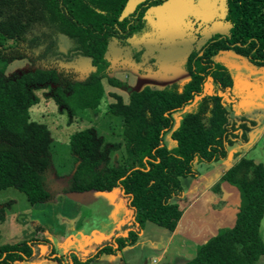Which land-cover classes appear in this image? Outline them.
<instances>
[{
	"label": "trees",
	"instance_id": "1",
	"mask_svg": "<svg viewBox=\"0 0 264 264\" xmlns=\"http://www.w3.org/2000/svg\"><path fill=\"white\" fill-rule=\"evenodd\" d=\"M128 1L0 0V190L12 187L31 205L51 203L71 192L119 191L139 232L149 222L172 233L182 216L175 202L183 194L182 180L197 178V166L228 161L230 148L246 145L249 132L259 124L236 109L244 92H233L235 81L218 72L213 57L231 50L264 65V0H225L228 32L203 40L189 53L184 83L146 86L131 91L127 101L114 95L107 110L123 124L121 164L110 161L120 143L105 142L94 128H84L70 135L74 168L66 181L57 182L51 133L30 117V108L39 101L36 92L44 91L60 113L68 114L69 123L74 112L95 107L104 94L102 81H111L109 50L132 52L128 47L148 32L145 10L165 0H144L124 14ZM17 61L24 65L7 69ZM221 184L238 193L234 222L197 246L184 264H257L264 258V163L236 151L211 188L215 194H220ZM8 207L0 205V224ZM31 227L36 237L0 246V264L30 259L35 246L51 248V229L36 221ZM138 231L131 229L118 244L114 240L86 260L71 263L89 264L115 254ZM43 250L48 255H41V262L51 261L52 249ZM54 258L61 263L60 257Z\"/></svg>",
	"mask_w": 264,
	"mask_h": 264
},
{
	"label": "rangeland",
	"instance_id": "2",
	"mask_svg": "<svg viewBox=\"0 0 264 264\" xmlns=\"http://www.w3.org/2000/svg\"><path fill=\"white\" fill-rule=\"evenodd\" d=\"M142 1L129 0L124 14L132 12ZM225 15V0H165L157 7L147 8L144 18L148 32L128 47L130 53H122L117 48L109 50L108 77L111 81L104 78V94L98 104L74 112L71 123L66 112L60 113L54 102L44 97V91H37L39 101L30 108V117L45 124L51 133L53 174L64 179L72 172L74 163L69 153V137L84 128H94L105 142L120 143L121 149L110 154V161L121 164L125 158L123 124L120 117L107 110V105L115 101L114 95L127 101L131 91L146 86L160 89L173 83H184L188 73L183 64L189 53L199 47L197 42L227 34ZM199 36L202 38L197 40ZM135 59L133 63L131 60ZM22 64L13 62L7 69ZM213 65L219 73L227 72L232 77L234 93L244 92L236 109L245 117L260 120L264 115V65H257L231 50L218 52L213 57ZM206 91H210L209 86ZM173 119L176 123L175 115ZM167 142L174 145L172 141ZM263 145L264 139H260L258 147L262 149ZM235 148L236 145L230 152ZM260 154L257 149L247 155L256 159ZM197 170L200 172L197 181L183 179V194L175 200L182 211L177 233L170 234L163 227L147 222L134 241L124 244L115 254L101 255L89 264H184L194 257L197 246L219 229L231 226L239 204L237 191L221 184L220 194H215L211 188L220 177L215 179L211 168L207 176L201 177L205 173L203 165L197 166ZM208 190L210 195L197 198ZM4 203H9V207L6 209L8 217L0 224V246L36 237L37 233L31 227L32 214H37L35 220L49 226L51 233L56 232L57 236L49 247L52 249L51 261L41 262V255H48L42 249L51 252L47 246H35L30 259L13 264H71V260L87 259L98 247L112 244L111 241L118 244L123 240L121 236H126L131 229L138 231L131 222L132 211L126 205L127 200L119 191L71 192L57 195L51 203L31 205L23 193L10 187L0 190V205ZM217 220L220 224H215ZM260 231L264 242V217ZM54 254L61 258V263L53 259ZM257 264H264V258Z\"/></svg>",
	"mask_w": 264,
	"mask_h": 264
},
{
	"label": "crops",
	"instance_id": "3",
	"mask_svg": "<svg viewBox=\"0 0 264 264\" xmlns=\"http://www.w3.org/2000/svg\"><path fill=\"white\" fill-rule=\"evenodd\" d=\"M251 118V117H250ZM258 122H259V124H258V126H257V128H255V129H253L252 131H250L249 132V141H248V143L245 145V147L243 148V147H239V148H235V149H232L231 150V152H230V154H229V156H228V161H225V162H221V163H215V164H213L212 166H209V167H207V166H204V170H205V173L204 174H202L201 175V177H205V176H207L208 175V173L210 172L209 171V168H211V169H213L212 171L215 173V179L217 178V177H220L223 173H224V171L228 168V166H229V164L231 163V156H232V153H234V152H236V150L237 149H242L241 151L240 150H237V151H239V152H241V156L242 155H247V154H249V153H255V151L257 150V149H259L260 150V152H261V154H260V156H258V158H256V159H254L253 157H251V156H249V155H247V157H249V158H252V159H254L256 162L258 161V162H263L264 163V145H263V148L262 149H260L259 147H258V143L260 142V139H264V115L262 116V118L260 119V120H258ZM234 150V151H233ZM233 151V152H232ZM261 159L263 160V161H261ZM200 177V176H199ZM197 179L198 178H195V179H191L192 181H197ZM226 185V184H225ZM227 186V185H226ZM228 188H232V187H229L228 186ZM205 195H210V193H209V190L208 191H205V192H202V193H200L199 194V196H197V198H203V196H205ZM127 205V204H126ZM224 205H226V203L224 204ZM223 205V206H224ZM226 207V206H225ZM225 207H222V208H225ZM124 213V212H123ZM36 215L37 214H35V215H33L32 214V216H33V218H32V221H36V222H38L37 220H35V219H37L36 218ZM8 217V216H7ZM6 217V218H7ZM181 218H182V216H181ZM181 218H180V220H181ZM6 220V219H5ZM180 220L178 221V224H179V222H180ZM132 221V220H131ZM38 223H40V221L38 222ZM11 224H12V226L14 225V220H12V222H11ZM40 224H44V223H40ZM178 224H177V226H178ZM215 224H220V222L217 220L216 221V223ZM177 226H176V228H175V230L173 231V235L175 234V233H177ZM49 227V226H48ZM50 228V227H49ZM51 231H52V229H51ZM141 232H139V234H140ZM171 234V233H170ZM52 235H53V238H52V242H53V240L57 237L56 236V232H53L52 233ZM139 237V236H138ZM15 241V240H14ZM13 240H8L7 242H14ZM112 242V241H111ZM54 256H56V254H54ZM107 256H109V255H107ZM69 257V256H68ZM78 260L79 261H84V260H86V259H82V260H80L79 258H78ZM120 260V259H119ZM72 264V263H71Z\"/></svg>",
	"mask_w": 264,
	"mask_h": 264
},
{
	"label": "flooded vegetation",
	"instance_id": "4",
	"mask_svg": "<svg viewBox=\"0 0 264 264\" xmlns=\"http://www.w3.org/2000/svg\"><path fill=\"white\" fill-rule=\"evenodd\" d=\"M226 24H227V28L229 27V24L226 22ZM200 38H202L201 36H199L198 38H197V40L198 39H200ZM203 42V39L201 40V41H198L197 43H199V45H200V43H202Z\"/></svg>",
	"mask_w": 264,
	"mask_h": 264
},
{
	"label": "water",
	"instance_id": "5",
	"mask_svg": "<svg viewBox=\"0 0 264 264\" xmlns=\"http://www.w3.org/2000/svg\"><path fill=\"white\" fill-rule=\"evenodd\" d=\"M64 180L66 181V180H67V177H66V178H64ZM58 181H62V179H58Z\"/></svg>",
	"mask_w": 264,
	"mask_h": 264
},
{
	"label": "clouds",
	"instance_id": "6",
	"mask_svg": "<svg viewBox=\"0 0 264 264\" xmlns=\"http://www.w3.org/2000/svg\"><path fill=\"white\" fill-rule=\"evenodd\" d=\"M53 176L55 177V175H54V174H53ZM61 179H63V178H61ZM57 181H58V178H57ZM7 216H8V214H7ZM7 216H6V217H7ZM141 233H142V232H141Z\"/></svg>",
	"mask_w": 264,
	"mask_h": 264
}]
</instances>
